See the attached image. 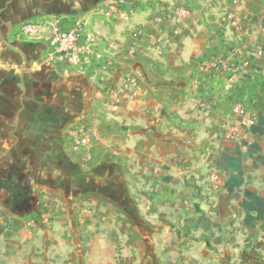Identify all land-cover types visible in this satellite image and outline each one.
<instances>
[{
	"label": "crops",
	"instance_id": "1",
	"mask_svg": "<svg viewBox=\"0 0 264 264\" xmlns=\"http://www.w3.org/2000/svg\"><path fill=\"white\" fill-rule=\"evenodd\" d=\"M91 1L64 0V15L82 10L102 38L103 56L79 73L47 64L41 43L13 39L21 22L44 14L38 0H0V264H87L84 256L73 257L78 201L92 202L97 217L115 218L125 214L117 202L127 194L142 202L135 213L141 217L149 201L185 199L164 186L184 174L205 178L212 167L234 188L213 164L238 143L222 139V131L233 105L264 104V0H125L127 21L95 12ZM231 53L237 73L204 67ZM127 74L137 84L118 93L119 109L112 112L103 104ZM247 108L251 118L264 114ZM85 120L101 135L86 162L65 137L68 121ZM182 160L187 164L179 165ZM11 183L30 188L19 205L8 201ZM234 207L219 202L212 211L230 215ZM30 218L37 223L26 227ZM166 259L162 264H180Z\"/></svg>",
	"mask_w": 264,
	"mask_h": 264
},
{
	"label": "rangeland",
	"instance_id": "2",
	"mask_svg": "<svg viewBox=\"0 0 264 264\" xmlns=\"http://www.w3.org/2000/svg\"><path fill=\"white\" fill-rule=\"evenodd\" d=\"M38 1L39 5L44 7L42 12L44 10L64 12L66 9L64 0ZM97 1L95 0L94 4ZM72 15H82V10ZM241 106L244 116L251 117L247 114V107L245 108L242 104ZM260 108L264 109L261 101L257 105L256 102L249 103L247 109L257 111ZM253 118L257 123V117ZM245 133L236 141L241 144L256 142L261 147V151L255 153V157L261 161L258 156H264V135L256 138L247 131ZM242 148L245 150L246 147ZM216 154V151L212 152V159ZM187 162L182 160L178 163L183 166ZM215 172L217 171L213 167L208 169L205 178L184 174V178L179 179L178 184H171L167 188L164 186L163 191L185 194V199L178 198L164 202L149 201L143 205V207L148 206V211L141 217L136 215V206L142 202L129 201L127 194H123L122 200L117 202L125 214L115 218H109L107 215H102L103 218L97 217L99 209L94 208L92 202L78 201L74 206L79 217L76 222V236L73 240V257L82 258L84 256L87 264H162L163 261H168L166 257L173 258L180 264H229L232 260L233 264H264V222L257 223L254 228L243 222L240 212L236 210L238 200L242 195V188L227 187L223 184V176ZM251 174L252 180L249 187L264 194V162ZM210 175L218 180L215 182L216 185L212 183ZM192 184L199 188H194ZM226 193L227 200H218ZM219 202L234 205V213L223 215L220 212H213L212 209L214 206L217 208ZM195 203L201 209L211 213V215L207 214L209 230L207 231L201 223V229L193 233L195 238L207 237V244L178 232L183 224L196 220L198 214L194 209ZM82 210L88 212L83 213ZM55 217L56 214L50 215L46 221H53ZM39 219L41 220L42 217ZM87 226L91 228L84 233L83 229ZM133 226L140 228L141 233L134 232Z\"/></svg>",
	"mask_w": 264,
	"mask_h": 264
},
{
	"label": "built area",
	"instance_id": "3",
	"mask_svg": "<svg viewBox=\"0 0 264 264\" xmlns=\"http://www.w3.org/2000/svg\"><path fill=\"white\" fill-rule=\"evenodd\" d=\"M142 4L164 3L165 0H137ZM125 0H99L95 3L93 10L107 15H116L119 19L127 21L129 15L122 10L121 6ZM185 13V10H182ZM232 25H236L238 20L232 14H226ZM15 41L39 42L44 47V61L54 67L72 68L79 73H85L92 64L93 59L103 56L100 49L102 38L97 31L89 26L87 17L82 14L78 16L48 15L29 19L21 22L13 32ZM204 67L217 72L237 73L238 66L234 55L231 53L227 57H216L206 60ZM137 81L134 76L127 74L123 79L118 92L112 94V99L108 104L112 112L119 109L120 96L118 93L130 91L136 86ZM232 112L234 118L222 131V137L227 141L238 140L243 130L256 123L251 117L243 114L240 103L233 105ZM65 137L68 140L69 149L82 157L83 161L92 159V152L100 142V130L92 121L72 122L66 129ZM87 213V210H82ZM36 219L30 218L25 221L26 227L35 224Z\"/></svg>",
	"mask_w": 264,
	"mask_h": 264
},
{
	"label": "trees",
	"instance_id": "4",
	"mask_svg": "<svg viewBox=\"0 0 264 264\" xmlns=\"http://www.w3.org/2000/svg\"><path fill=\"white\" fill-rule=\"evenodd\" d=\"M245 130L256 138L264 135V114L258 112L257 123L246 127ZM242 147H246L245 150ZM260 151L261 147L256 142L251 144L247 142H243L242 144L235 143L232 147L224 148L213 160V164L217 169L227 173V183L234 188H242L239 207L243 215V222L251 228H254L259 222H264V194L249 187L252 180L251 171L259 168L262 162H264L263 155L258 156L261 161H258L257 157H255V153H259ZM192 186L197 189L199 188L195 184H192ZM194 209L198 214L196 220L186 222L178 232L186 237H193V239L207 244V237L201 236L200 238H195L193 233L199 228L201 223L208 231L210 228L209 217L197 203L194 204Z\"/></svg>",
	"mask_w": 264,
	"mask_h": 264
},
{
	"label": "flooded vegetation",
	"instance_id": "5",
	"mask_svg": "<svg viewBox=\"0 0 264 264\" xmlns=\"http://www.w3.org/2000/svg\"><path fill=\"white\" fill-rule=\"evenodd\" d=\"M94 1L95 0H92L91 2H94ZM43 13L44 14H41V17L42 16L53 15V14L64 15V12L45 11ZM69 124H70V122L68 121L66 129L69 126ZM8 189H9L8 190V192H9V200L8 201H11V203L14 204V205H19L20 203H22L25 200V198L27 196H29L31 194L30 188L28 186L24 185V184L11 183V184H9Z\"/></svg>",
	"mask_w": 264,
	"mask_h": 264
}]
</instances>
